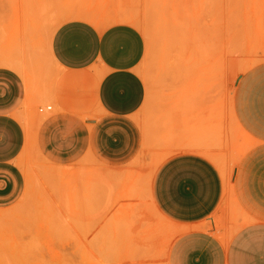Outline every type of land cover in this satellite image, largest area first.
I'll return each mask as SVG.
<instances>
[{"label": "crops", "instance_id": "1", "mask_svg": "<svg viewBox=\"0 0 264 264\" xmlns=\"http://www.w3.org/2000/svg\"><path fill=\"white\" fill-rule=\"evenodd\" d=\"M62 17L35 57L0 63V208L23 195L28 163L71 166L78 189L104 204L132 205L136 198L120 199L126 193L149 196L178 228L165 264H264V62L245 71L232 94L244 148L228 185L202 153L220 143L215 109L206 112L217 114L210 137L203 109H188L179 126L164 127L187 149L149 176L146 153L156 128L144 122L142 32L124 21L99 25L86 12L71 17V0ZM45 102L50 110L37 114Z\"/></svg>", "mask_w": 264, "mask_h": 264}, {"label": "rangeland", "instance_id": "2", "mask_svg": "<svg viewBox=\"0 0 264 264\" xmlns=\"http://www.w3.org/2000/svg\"><path fill=\"white\" fill-rule=\"evenodd\" d=\"M67 7L68 0H0V58L35 57ZM83 12L99 25L131 23L144 36L137 71L147 89L144 122L156 128L146 153L148 175L187 149L174 133H164L165 126H179L188 109H203L210 137L217 114L206 112L215 109L220 143L214 150L205 145L202 153L228 185L244 148L231 117L232 94L240 76L264 62V0H71V17ZM72 174L71 166L28 163L23 195L0 208V264H165L178 228L146 193L120 197L136 198L132 205H107L98 194L81 192Z\"/></svg>", "mask_w": 264, "mask_h": 264}, {"label": "bare ground", "instance_id": "3", "mask_svg": "<svg viewBox=\"0 0 264 264\" xmlns=\"http://www.w3.org/2000/svg\"><path fill=\"white\" fill-rule=\"evenodd\" d=\"M51 7H52V6H51ZM56 9H57V8H56ZM51 11H52V10H51ZM47 14H48V13H47ZM53 15H54V14H53ZM7 60H8V59H7ZM3 61L6 63V59H4V58H0V63H4ZM7 62H8L9 64L13 65V64H12L13 62H10V61H7ZM9 66H10V65H9ZM105 177H106V176H105ZM108 178H110V176H109ZM99 182H100V181H99ZM101 182H102V181H101ZM108 183H109V182H108ZM99 186H100V185H99ZM58 187H59V186H58ZM97 187H98V186H97ZM97 187H96V188H97ZM93 190H94V189H93ZM94 191H95V190H94ZM98 210H99V209H97V211H98ZM98 212H99V211H98ZM90 214H91V213H90ZM96 215H97V214H96ZM109 215H110V214H109ZM103 217H104V216H103ZM110 218H111V217H110ZM106 220H107V219H106ZM109 221L111 222V220H109ZM128 222H129V221H128ZM129 224H130V223H129ZM132 224H133V223H132ZM127 225H128V224H127ZM123 228H124V227H123ZM119 230H121V229H118V231H119ZM109 231H110V230H109ZM129 231H130V230H129ZM137 232H138V230L136 231V233H137ZM144 232H145V231H144ZM146 232H147V231H146ZM107 233H108V232H107ZM110 233H111V232H110ZM129 233H130V232H128V234H129ZM136 233H134L135 236H131V237H136ZM138 233H143V232H142V231H141V232L139 231ZM138 233H137V234H138ZM132 234H133V233H130V235H132ZM148 234H149V233H148ZM123 235H124V234H123ZM146 235H147V234H146ZM126 236L128 237V235H126ZM148 236H149V237L147 238V236H146V238L149 240V239H150V235H148ZM121 237H122V236H121ZM140 237H142V235H141ZM143 237H144V236H143ZM143 237H142V239L140 238L139 240H140V241H141V240L145 241V239H144ZM128 238H130V237H128ZM137 238H139V235H137ZM109 239H110V238H109ZM132 239H133V238H132ZM134 239H135V238H134ZM147 239H146V240H147ZM13 240H14V239H12V242H13ZM41 240H42V239H41ZM126 240H127V239H126ZM128 240L130 241V239H128ZM9 241H11V240L9 239ZM14 241H15V240H14ZM131 241H132V240H131ZM131 241H130V242H131ZM137 241H138V239H137ZM131 245H132V244H131ZM135 247H136V246H135ZM140 247H141V246H140ZM135 249H136V248H135ZM23 264H24V263H23Z\"/></svg>", "mask_w": 264, "mask_h": 264}, {"label": "built area", "instance_id": "4", "mask_svg": "<svg viewBox=\"0 0 264 264\" xmlns=\"http://www.w3.org/2000/svg\"><path fill=\"white\" fill-rule=\"evenodd\" d=\"M50 110V105H45L43 107H39L38 111L39 112H45Z\"/></svg>", "mask_w": 264, "mask_h": 264}]
</instances>
